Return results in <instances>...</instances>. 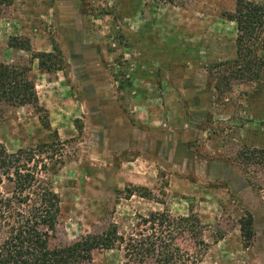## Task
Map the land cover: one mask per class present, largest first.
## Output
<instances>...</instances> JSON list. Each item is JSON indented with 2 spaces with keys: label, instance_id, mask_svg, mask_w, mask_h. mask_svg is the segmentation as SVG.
Returning <instances> with one entry per match:
<instances>
[{
  "label": "rangeland",
  "instance_id": "obj_1",
  "mask_svg": "<svg viewBox=\"0 0 264 264\" xmlns=\"http://www.w3.org/2000/svg\"><path fill=\"white\" fill-rule=\"evenodd\" d=\"M236 2L0 7V64L31 66L50 124L31 105L0 102V141L9 152L55 143L59 161L43 177L60 197L59 239L110 222L127 230L150 211L192 212L208 244L202 264H264V63L237 58L226 18ZM11 37L31 50L11 47ZM249 215L247 239L240 220ZM92 256L90 264H125L118 249Z\"/></svg>",
  "mask_w": 264,
  "mask_h": 264
},
{
  "label": "trees",
  "instance_id": "obj_2",
  "mask_svg": "<svg viewBox=\"0 0 264 264\" xmlns=\"http://www.w3.org/2000/svg\"><path fill=\"white\" fill-rule=\"evenodd\" d=\"M11 2L0 0V7ZM226 18L236 24L237 58H247V64L255 59L261 68L264 59L256 53L264 52V6L237 0ZM9 45L31 50L24 38L11 37ZM39 61L46 71L54 69L46 60ZM31 72L30 65L1 63L0 102L33 106L42 126L50 129L48 110L39 105ZM54 144L41 142L9 152L0 141V264H90L93 251L102 249L122 251L125 264H202L208 244L203 224L192 212L175 216L167 210L150 211L138 214L127 230L110 222L74 241L59 239L60 197L43 177L59 161L54 159ZM252 224L251 215L240 220L247 239Z\"/></svg>",
  "mask_w": 264,
  "mask_h": 264
}]
</instances>
